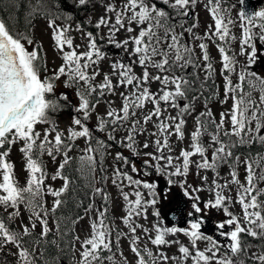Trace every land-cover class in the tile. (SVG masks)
I'll use <instances>...</instances> for the list:
<instances>
[{"label": "snow or ice", "instance_id": "1", "mask_svg": "<svg viewBox=\"0 0 264 264\" xmlns=\"http://www.w3.org/2000/svg\"><path fill=\"white\" fill-rule=\"evenodd\" d=\"M198 2L200 0H121L117 6L111 0H101V7L93 0H72L76 8H87L90 4L93 11L100 8L94 25L98 30L96 34L83 33L82 24H76L75 30L86 36L85 50L78 51L81 45H75L74 37L70 35L72 14L64 12L61 0H30L29 15L44 17L56 55L62 61L51 75L43 78L41 74L47 72V64L44 62L46 57L41 56V48L35 46L34 39L14 32L0 19V208L3 209L0 212V250L13 246L15 251L9 248V252L15 257L16 264H41V258L43 264H61L64 249L57 240L47 238L50 233L64 235L55 214L65 203L64 194L72 183L64 170L73 160L69 153L78 138H85L87 146L78 158L80 166L76 170L88 178L94 196H101L105 204L95 209V218L86 238L74 237L79 248L76 249L75 244L69 245L73 257H79L76 264H105V261L108 264H187L189 260L191 264H245L242 256H245L246 246L242 234L264 239V200L261 199L264 189L257 187L264 182V155L260 152L255 156L246 154L241 160L233 151L237 146H264V76L252 70L260 55H264V8L252 12L241 8L238 20L234 21L227 15L231 6L224 7L225 0H206L204 7L213 24L207 25L201 36L194 31L195 23L185 27L178 22L179 17L189 15L190 7ZM240 3L243 5L244 0ZM58 20L62 23H57ZM234 25L240 28V37L232 34ZM101 29L107 30L106 37L100 34ZM120 33L124 34L122 39L117 38ZM185 33L191 35L193 42L200 41L196 45L200 49L199 57H195L193 46L184 41ZM105 39L116 49H123L129 59L127 63L123 60L112 62L109 66L111 74L103 73L102 82L95 84L93 82L100 75L99 64L107 58L99 44ZM237 39L239 52L231 47ZM205 40L215 45L220 57L224 98L219 102L227 104L231 99L232 103L229 109L219 113L218 122L207 108L193 116L194 130L187 137V145L181 147L186 140V117L192 115V101L199 98L193 96L189 100L191 82L183 70L189 67L202 69L204 82L211 80L216 71ZM26 45L33 47L29 50ZM238 56L245 57V61L240 62ZM137 65L142 69L141 74L134 70ZM149 67L157 73L151 74ZM177 69L182 74L177 75ZM233 75L237 77L236 83H233ZM62 77H65L63 87L75 90L76 103L67 93L56 94L57 82ZM154 82L160 85L156 92L150 90ZM118 88L127 92L117 93ZM257 93L258 96L254 95ZM105 94L118 95L121 106L118 111L110 107L104 116L96 115V132H108L107 141H115L132 156L141 158L138 167L136 161L116 151L113 159L118 166L111 169L110 175H101L106 171L102 163L99 171L97 167L106 153L111 155V145L105 140L94 139L92 130L85 123L92 118L99 98ZM181 100L188 102L181 105ZM149 103L152 108L141 115ZM69 105L76 115L70 126L61 131L51 114ZM169 107L176 110V114L164 116ZM150 122L154 131L146 127ZM37 125L47 127L41 132L36 130ZM121 128L125 132L117 141L113 133ZM144 135L148 139L138 143V138ZM205 135L210 138L208 144L203 142ZM173 136L178 143L171 141ZM17 143L21 144L19 151L25 161L24 186L19 185L14 165L7 159L11 147ZM149 148L153 151H143ZM43 154L53 161L57 154L62 155L51 175L53 181L63 180L59 189L46 184L48 174L41 159ZM194 156L200 159L194 161ZM193 165L200 186L194 187L187 182ZM223 165L229 166L230 179L221 183L219 169ZM238 165L245 168L244 182L238 177ZM201 171L214 173L211 182L207 175H200ZM141 176L157 179L139 178ZM182 177L185 179H180ZM108 180L119 189L123 214L116 219L127 231L116 227L115 220L109 215L108 195L96 186L98 181ZM204 185H208L210 194L207 200L199 195L206 190ZM232 186H235L234 198L226 194L233 191ZM174 187L180 189L179 193H173ZM170 193L180 199L169 211L174 214L173 219L178 213L184 226L173 225L166 219L167 213L162 216L156 208L162 200L172 204ZM46 195L53 197L51 208L46 206ZM232 204L240 206V217L230 211ZM21 206L29 213V224L14 227L18 217L23 221ZM149 208L153 209L154 221L147 225L140 223L141 219L148 220ZM213 210H222L225 217L215 222L216 237L202 230L207 214ZM92 211L93 205L89 204L85 213ZM50 217L54 220L55 232L49 227ZM38 225L41 231L33 235L32 230ZM138 231L142 236L137 234ZM180 235L186 238L187 244L179 239ZM122 238L127 240L132 261L121 251ZM45 241L59 252L48 255L43 250L42 242ZM201 241L207 242L203 249L198 246ZM149 243L155 247V252L148 247ZM37 245L41 248L39 255ZM173 246H176L175 255L169 256L161 250ZM117 253L119 259H116ZM252 260L253 264H264V246L259 254H253Z\"/></svg>", "mask_w": 264, "mask_h": 264}, {"label": "rangeland", "instance_id": "2", "mask_svg": "<svg viewBox=\"0 0 264 264\" xmlns=\"http://www.w3.org/2000/svg\"><path fill=\"white\" fill-rule=\"evenodd\" d=\"M111 2L116 3L117 6H119L121 4V0H111ZM204 2H206V1L205 0H200V2H198L196 5L190 7L191 13L189 12V14L193 16V18L191 17L192 24L195 23L197 25V27H196V29L194 31H195V33L197 35H201V36H203V33L206 31V26L209 25V24H213V21L211 20L208 12L205 10ZM94 3H97L98 5H100L102 7L101 2L97 1V2H94ZM224 7H225V4H224ZM99 15H100V8L99 7L95 11H93L92 8H91V12L87 16L88 21H89V19L91 20V22H90L91 25H93V26L95 25V22H96L97 17ZM197 17H198V19H197ZM75 26H76L75 24L72 26L73 30L71 31L70 35L74 37V44L75 45H81V47L78 49V51H84L85 48H84L83 45L86 43V36L82 35L81 32L76 31L75 30ZM99 32H100L101 35H104L105 37L107 36V30L106 29H101V30H99ZM20 33H22V32H20ZM22 34H24L25 36H27V37H29L31 39H34L35 46L41 48L42 56L46 57L44 62H46V64H47V70L50 69V70L54 71V69L58 68V66L62 63V61L56 55L55 46H54L53 42L50 39L51 33H50V30H48V28H47V23H46V20L44 18H38L35 21L31 22V24L26 29V33H22ZM123 36H124V34L120 33L117 38L118 39H122ZM185 41H188L189 43H191L193 45L195 57H199L201 55V53H200V49L196 45H198L200 43V41L193 42L192 39H191V35L188 34V33H185ZM204 42L209 44V49L208 50H209V53H210V55L212 57V62L214 64V67L216 69V71H215L213 76L215 77V81L218 84V91L216 92V100L213 101L212 103H209V105L205 104L204 102H201L198 99H196L194 101L192 115H190L187 118V125H186V127L184 129L186 140L181 143V147L187 145V143H188L187 137L189 136L190 131L194 130L193 116H195L198 112L205 111L206 108H207V109H211L212 113L214 114L215 119L218 122L219 121V113L229 109L231 107V103H232L231 99L228 100L227 104H221L219 102L220 100H222L224 98L223 97V82H222V77L220 75V68H221V64L219 63L220 57L218 55V51H217L216 47L214 46V44H212L211 42H209L207 40H205ZM25 43H26V41H25ZM99 44H100V46L103 47V46H105L103 44H108V43H107V40L105 39L103 41H99ZM26 46L29 48V50H31V48L33 47V46H28V45H26ZM231 47L236 52H239V40L237 39L236 41H234V43L231 44ZM129 48H131V45H129ZM123 51H124L123 49H120L119 52L123 53ZM125 55L128 58L126 53H125ZM237 59L240 62H244L245 61V57H243V56H238ZM115 60H119V59L115 58V57H110V56L107 55V58L100 62L99 69H98L99 72H100V75H98L96 77V80L93 83H95V84L101 83L102 80H103V73L111 74L109 66ZM260 61H261V63H264V58H262ZM200 63L202 64L203 61L201 60ZM257 66H258V61L254 65L253 69H255ZM134 70H135V72L137 74H141V72H142V69L138 65L135 66ZM149 72L154 75V74L157 73V70L149 67ZM198 72L200 73V76H201V79H202L204 77V75H205V73L203 72L202 69L193 68L190 73L191 74H196ZM176 74L180 75V73H178V72H176ZM260 75L263 76V71H262V74H260ZM232 80H233V83H236L237 82V77L235 75H233L232 76ZM113 83H115V77H113ZM57 85H60V83L58 82ZM159 87H160V85L158 83L154 82V83L151 84L150 90L152 92H156ZM61 88H63V87L60 86L57 89H61ZM116 91H117V93L120 92V91L127 92V90L123 89V88H118ZM67 94H68V96L74 98L71 93H67ZM254 95L258 96V93L254 94ZM70 97H69V99L73 103H76V99H72ZM109 101H111V104H109ZM120 106H121V98L118 95L105 94L104 97H101L100 103L97 105L95 111L92 114V118L89 121H86L85 123L90 128V124H96V115L104 116L106 114L107 110L110 107L111 108H115L118 111ZM162 107H163V105H162ZM151 108H152V105L149 103L147 105V108L144 110V113H141V115L142 114H146V112L148 110H150ZM137 111L139 112V110H137ZM169 113L171 115H175L176 111L169 107L168 111L165 112L163 115L167 116ZM74 115H76V114H71L70 115L65 110L62 109V110H60V112H58L54 116H52V119L55 120L59 130L63 131L68 126H70L71 119H72V117ZM154 120H155V118H154ZM45 127H47V125H37L36 130L42 132V130ZM146 127L150 131H154L155 130L154 126H153V123H151V122L148 125H146ZM124 132H125V129L121 128L115 133L117 140H119L124 135ZM146 139H148L147 135L140 136L138 138V143H142ZM202 139L207 144L211 142L210 138L207 135H205ZM171 141L173 143H178L174 136L171 138ZM75 145H76L77 149L75 151L73 149V151L70 152L69 155H71L72 153H81L83 155L82 150L87 146L85 138H78L75 141ZM20 147H21V144H19V143L13 145L11 147L10 154L7 157V159L9 161L11 160L10 162L13 163V165H14V175H15L19 185L20 186H24V184L26 182V172L23 170V165H24L25 161H24V158H23V154L19 151ZM109 151L111 152V155H108L106 153V156H105V170L106 171H105L104 175H110L111 169L113 167L118 166V162H116L113 159V156L115 155V152L119 151V150H117L116 148H110ZM143 151L151 152V151H153V148L145 149ZM176 151L178 153L179 149H177ZM123 154L126 155V156H132L130 154L129 150H127L125 148L123 149ZM208 155H209V157L211 156V150H209ZM137 158H138L139 161H141L140 157H137ZM41 159L43 160L45 169H46L47 174H48V178L46 180V184L51 185L54 189H59L63 185V180L57 179V180L53 181V180H51V175L55 173L56 168L58 167V164L60 163V161L62 159V155L61 154H57V159L55 161H53L46 154H43L41 156ZM192 159L195 161V160H199L200 157L199 156H194V157H192ZM243 159L244 158L241 157V160H243ZM137 166H138V163H137ZM258 169L259 168H257V173H259ZM128 170L130 172V169H128ZM229 171L230 170L227 169V168H225L222 171V173L220 174V178H221L220 182L221 183H223L224 179H230ZM195 172H196V169H195V166L193 165L192 169H191V172H190V175L186 178L187 182L189 184H193L194 187L195 186H200V183H201L200 180L195 175ZM237 174H238V177L241 180V182H244L245 168H244L243 165H238ZM133 175H134V177L136 176V174H133ZM200 175L201 176L207 175L208 178H209V182H211V180L213 178V176L210 174L209 171L208 172L201 171ZM139 178H142V179H157V177H155V176L148 177V178H144V177L141 176ZM174 179H176V178H174ZM180 179H185V178L182 177ZM162 183H163V181L161 179V184ZM204 187H205L206 190L200 192L199 195L201 196L202 199L207 200L209 198V195H210L209 192L207 191L208 185H204ZM232 187H233V191L231 193H226V194H230L234 198L235 197V186H232ZM257 187L260 188V189H264V182H260L257 185ZM105 189H106V193L108 195L107 207H108V210H109V215L112 217V219L115 220L116 227H118V228H120V229H122L124 231H127L126 229H124V227L120 223L119 219H116L118 216L123 214L122 208L120 207L123 204V201H122V199L119 196V189H117L115 186H113L111 184L110 180L105 181ZM125 190L129 191L130 189H125ZM179 191H180V189L178 187H174L173 188V193H179ZM173 193L169 194V199L173 201L172 205H169L168 201H163V200H162V202L160 204L156 205V208L160 209L162 216L165 213H167L170 208L175 206V202H176L177 199H180V197H173ZM132 198L134 199V197H132ZM45 201H46V206L48 208H51V205H52V202H53V197L46 195L45 196ZM91 204L93 205V211L88 213V214L85 213L83 215V219H79L76 222V225H75L76 236H79L81 240L86 238V236L89 234V225H90L92 219L95 218V209L101 208V206H102V204H101V206H98V203H97L96 200L93 203H91ZM229 208H230V211L234 215H237L238 217H240L242 215L240 206L238 204L229 205ZM0 209L3 210L2 208H0ZM20 210H21V214L23 216V221H21V219L18 217L16 219V221L14 222V224H13L14 227H18L21 224H29V221H28L29 213H28V211L23 206H21ZM152 211H153V209H151V208L148 209V220L147 221H144L143 219H141L139 222L140 223H144L146 225L150 224L151 222H153L155 218L152 216ZM224 218L225 217L223 215V211L222 210H220V211L213 210L211 213L207 214L206 219H205V224L206 225H204V226L207 227L208 229H211V232L208 230L205 233L208 234V235H212L213 237H216L217 232H216V228L213 227V223L215 224L216 221L224 219ZM166 219L169 220L168 219V214H167V218ZM50 220H49V227L52 228V223L50 222ZM181 226H184V225H181ZM33 230H35L37 232L41 231L39 225ZM137 234L142 236V233H140L139 231H138ZM168 238L172 239V237H168ZM112 239H113V242H114L115 241V235L114 234L112 236ZM179 239L182 242H184L185 244H187V240H186V238L183 235H180ZM120 243H121V251H123L124 255L128 257L129 261H132L133 254L130 252V249L128 247V243H127L126 238H122ZM143 243H144V240L142 238L141 245H143ZM198 246L201 249H203L204 247L207 246V242H204V241L198 242ZM148 247L151 248L154 252L156 251L155 247L152 246L150 243L148 244ZM9 248H12V250L15 251V248L13 246L9 245L8 247H5L3 249V251L6 252V253H4V255L5 254H6V256L10 255V257L15 260V257H13L11 255V253L9 252ZM75 248L76 249L79 248V243H76ZM161 250L165 251L169 256L177 254L176 246H173L171 248L163 247ZM254 253L255 254H259L260 253L258 248L255 247V246H252L251 248H248L246 250V256L249 257L250 259H252V256H253ZM75 258H76V260H78L79 259L78 255L75 256ZM116 259H119V254L118 253L116 255ZM75 264H76V261H75ZM105 264H108V262L105 261ZM169 264H171V262H169ZM187 264H191V261L190 260L187 261ZM248 264H252V263H248Z\"/></svg>", "mask_w": 264, "mask_h": 264}, {"label": "trees", "instance_id": "3", "mask_svg": "<svg viewBox=\"0 0 264 264\" xmlns=\"http://www.w3.org/2000/svg\"><path fill=\"white\" fill-rule=\"evenodd\" d=\"M95 1L101 2V0H93V2ZM29 3L30 0H0V19L4 20L7 26H9L13 31L15 30L18 32L20 31L25 32L26 27H28L29 23L38 17L36 15H32V16L29 15L30 12ZM61 3L64 12L66 14L67 13L72 14V19H71L72 23L73 22L77 24L80 23L82 24L83 29H85L88 32H93L94 34H96L95 28L90 25H87L84 19V17H86L91 12V8H92L91 4L88 5L87 8H83V7L76 8L73 6L72 0H61ZM103 45L105 46L103 47L100 46V47L108 55L125 59L124 54L119 52L120 49H116L114 46L109 44H103ZM191 78L192 77L189 76L188 79L190 80ZM63 79H65V77H62L61 81H58L62 85H63L62 83ZM190 82H191V86L188 90L189 100L197 93L199 94L200 97H202V94L199 93V91L201 90L200 86H198L195 81L190 80ZM204 84L205 86L209 85L210 80ZM211 88L212 87L210 86L209 89ZM59 94L60 93H58L57 95ZM51 98L54 97L51 96ZM181 102L185 103L188 101L181 100ZM62 109L65 110L70 115L76 114L72 110L71 105L64 107ZM56 113L51 114V117L54 116ZM91 130L94 139L98 138L105 140L108 144L111 145V148H116L117 150L123 153L124 148L119 146L117 142L107 141L108 132H103V133L96 132L94 127ZM113 134L116 136L115 133ZM105 156L106 154L104 155L103 161L98 163L97 171H99L100 163H102L103 168L105 169ZM72 157L73 160L64 170V174L71 179L72 183L69 186L68 192L64 194L63 199L65 203L55 214L56 219L59 220L60 229L64 233V235L60 236L59 234L50 233L49 237L47 238V240H57L58 243H60L61 247L64 249V252L61 254V264H74L73 249L69 248V245L74 244V237H75L74 223L84 213L87 206L91 204L92 198L94 197L93 189L89 187L88 178L86 176L81 175V173L76 170L80 166L78 160L79 156L77 154H73ZM128 157L130 160L136 161L138 163V166L141 165V161H139L137 157L134 156H128ZM104 174L105 172L101 173V175ZM97 186L102 188L106 192L105 181L103 182L98 181ZM95 199L98 203V206H101V204L102 205L105 204V201L102 199L101 196L95 195ZM33 235H38V234L33 233ZM245 238L247 241L250 240L249 238H247V236ZM242 241L244 240L242 239ZM42 243H43V250H45L48 255H55L57 254V252H59V249H57L55 246L49 245L46 241ZM256 243L257 242H252V244H256ZM262 246H264V244H262L261 241L260 244H258V247L261 249ZM40 250H41L40 245H37L38 254ZM4 253L6 252L0 251V264H16L15 260L11 258L10 255L6 256V254L4 255ZM242 259H245V262L247 263L251 262L249 258L246 257V255L242 256ZM41 264H43V258H41Z\"/></svg>", "mask_w": 264, "mask_h": 264}, {"label": "flooded vegetation", "instance_id": "4", "mask_svg": "<svg viewBox=\"0 0 264 264\" xmlns=\"http://www.w3.org/2000/svg\"><path fill=\"white\" fill-rule=\"evenodd\" d=\"M240 4H241L240 0H225V7L231 6V11L230 13H227V15H230L234 21L238 20V14L241 10ZM244 5H246L249 8V12H252L264 8V0H244ZM188 18H191V16L188 15ZM256 31H258V29ZM232 34H234L236 37H240L241 30L238 27V25H234L232 27ZM257 46L259 49L260 48L259 43L257 44ZM258 55H260L259 51H258ZM260 56L264 57V55H260ZM260 66L264 69V63H262Z\"/></svg>", "mask_w": 264, "mask_h": 264}]
</instances>
